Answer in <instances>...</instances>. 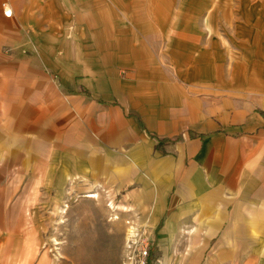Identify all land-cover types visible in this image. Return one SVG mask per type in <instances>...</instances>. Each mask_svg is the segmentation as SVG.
I'll return each mask as SVG.
<instances>
[{"label":"crops","instance_id":"crops-1","mask_svg":"<svg viewBox=\"0 0 264 264\" xmlns=\"http://www.w3.org/2000/svg\"><path fill=\"white\" fill-rule=\"evenodd\" d=\"M83 11L80 0H0V234L6 211L28 199L7 207L8 195L85 181L115 195L165 253L190 243L184 264H264V78L250 68L264 63H251L245 27L231 54L226 43L198 52L193 33L163 21L160 54L139 31L107 41L99 24L60 49L70 14ZM204 65L228 67V80L199 89ZM230 96L246 101L221 100ZM7 177L29 182L6 187Z\"/></svg>","mask_w":264,"mask_h":264},{"label":"rangeland","instance_id":"rangeland-1","mask_svg":"<svg viewBox=\"0 0 264 264\" xmlns=\"http://www.w3.org/2000/svg\"><path fill=\"white\" fill-rule=\"evenodd\" d=\"M80 2L84 3L85 12L70 14V31L65 33L67 35L63 40L60 35L56 42L60 49L65 46L67 52L74 47L72 42H80L84 37L77 27L91 31L99 24L102 37L104 35L107 41L115 38L121 30L139 31V38L144 39L151 52L157 51L160 54L163 40L157 37L155 31L159 26L158 22L163 21L167 28L176 27L171 29L173 33L179 31L177 27L193 33L194 46L198 52L217 46L219 49L215 51V48L213 52L223 53V45L226 43L231 54L233 49L239 50L240 44L245 43V49L250 48L251 63H264V0H230L227 9L224 7V0ZM239 27H245L249 37L244 43L239 42L236 37ZM39 45V37L29 35L27 47L41 53ZM30 52L33 53L30 49L26 54ZM203 57L199 55L198 62L201 64L206 63ZM250 68L258 77L261 75L264 78V65H253ZM199 69V77L209 76V81L198 85L201 90L217 89L221 85L217 79L228 78V67L214 66L211 71H206L204 65ZM230 77L227 85L233 87L226 89H236L237 82L232 80V75ZM253 86L252 82V88L249 89H255ZM221 100L233 103L246 101L233 96ZM28 182V178L7 177L3 184L15 187L28 185ZM3 184L1 186L5 187ZM88 194H96L97 199L86 198L85 195ZM21 197H28L24 203L26 207L6 211L5 233L0 234V253H14V257L0 254V264H142L145 259L144 251L153 256L150 264H184L193 254L187 253L190 243H186L187 247L183 250L185 253H165L164 243H157V247L149 230L137 223L133 215L126 214L120 208L115 195L90 186L85 181L71 184L64 192L54 194L42 192L36 196L13 193L8 195V200H11L7 207H13L16 203L14 201H19ZM34 203L37 206L31 208L30 205ZM18 218L21 219V224L13 225V221Z\"/></svg>","mask_w":264,"mask_h":264},{"label":"trees","instance_id":"trees-1","mask_svg":"<svg viewBox=\"0 0 264 264\" xmlns=\"http://www.w3.org/2000/svg\"><path fill=\"white\" fill-rule=\"evenodd\" d=\"M152 257L153 256H152L151 253L146 252L145 253V259L143 261V264H150V261H151Z\"/></svg>","mask_w":264,"mask_h":264},{"label":"bare ground","instance_id":"bare-ground-1","mask_svg":"<svg viewBox=\"0 0 264 264\" xmlns=\"http://www.w3.org/2000/svg\"><path fill=\"white\" fill-rule=\"evenodd\" d=\"M10 13V12H9ZM10 15V14H9ZM97 195L96 194H90V195H86V198H96ZM97 199V198H96Z\"/></svg>","mask_w":264,"mask_h":264},{"label":"built area","instance_id":"built-area-1","mask_svg":"<svg viewBox=\"0 0 264 264\" xmlns=\"http://www.w3.org/2000/svg\"><path fill=\"white\" fill-rule=\"evenodd\" d=\"M5 14H6V15H9V14H7L6 12H5ZM143 253H146V251H144ZM142 264H143V262H142Z\"/></svg>","mask_w":264,"mask_h":264}]
</instances>
